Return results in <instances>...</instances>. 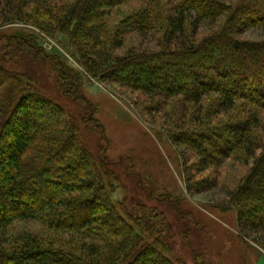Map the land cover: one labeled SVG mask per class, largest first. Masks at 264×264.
Segmentation results:
<instances>
[{"label": "trees", "instance_id": "1", "mask_svg": "<svg viewBox=\"0 0 264 264\" xmlns=\"http://www.w3.org/2000/svg\"><path fill=\"white\" fill-rule=\"evenodd\" d=\"M132 1L145 7L110 34L108 12ZM160 3L0 0V28L20 23L48 36L64 35L92 78L161 105L181 97L182 107H195L193 125L206 124L204 129L172 134L171 142L196 155L198 174L232 156L252 161L230 202L242 231L258 233L264 229V39L241 36L264 27V0H180L170 12ZM203 23L214 32L199 38ZM129 33L151 35L158 50L115 54ZM23 61L52 72L58 92L77 103L80 116L37 87ZM81 79L46 53L35 35L0 37V264H176L156 217L131 218L122 202L111 200L118 180L80 135L83 126L106 140L97 109L81 92ZM210 97L216 115L202 105ZM182 110L177 123L188 118V109ZM232 111L237 117L211 125ZM27 222L50 235L14 230Z\"/></svg>", "mask_w": 264, "mask_h": 264}, {"label": "rangeland", "instance_id": "2", "mask_svg": "<svg viewBox=\"0 0 264 264\" xmlns=\"http://www.w3.org/2000/svg\"><path fill=\"white\" fill-rule=\"evenodd\" d=\"M158 1L168 12L180 3V0ZM226 1L230 3L233 0ZM167 5H172L171 9ZM144 7L145 2L132 1L111 9L106 17L107 30L114 34L121 20ZM212 31L211 26L203 23L199 38ZM19 33L35 35L46 53L59 57L80 75L81 92L97 109L95 119L102 125L106 140H100L83 126L80 127V135L95 157L106 159L107 166L118 180L111 192V200L122 202L131 218L142 214L148 220L156 217L167 238L170 258L176 264H264V229L255 234L244 233L230 202V194L248 175L252 161L244 164L232 156L198 174L196 155L171 142L172 134L187 129H197V132L204 129L206 124L199 127L193 125L195 107H182L181 97L161 105L159 99L92 78L74 57V51L64 35L48 36L32 25L20 23L0 28V37H12ZM241 37L250 41L263 40L264 27L250 28ZM122 40V47L114 52L120 56L137 48L151 53L158 50L151 35L129 33ZM23 62V70H28L29 74L32 72L37 87L65 104L74 116H80L82 110L77 103L58 92L56 76L52 72ZM122 75L127 77L128 71ZM214 100L215 97L204 99L202 105L207 112L216 115ZM182 108L188 109L185 111L188 118L183 123H177L184 114ZM236 114L232 111L227 116L218 115L211 125L227 123L232 120L231 117H237ZM14 230L28 231L45 238L50 235L35 222L17 223Z\"/></svg>", "mask_w": 264, "mask_h": 264}]
</instances>
